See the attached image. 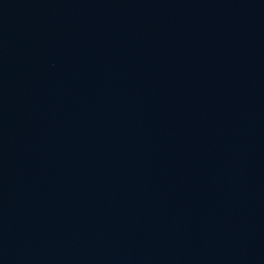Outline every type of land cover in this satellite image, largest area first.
I'll use <instances>...</instances> for the list:
<instances>
[{
  "label": "water",
  "instance_id": "95a60500",
  "mask_svg": "<svg viewBox=\"0 0 264 264\" xmlns=\"http://www.w3.org/2000/svg\"><path fill=\"white\" fill-rule=\"evenodd\" d=\"M0 264H264V0H0Z\"/></svg>",
  "mask_w": 264,
  "mask_h": 264
}]
</instances>
